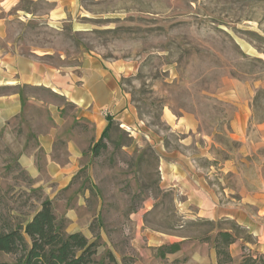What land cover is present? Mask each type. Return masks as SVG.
Wrapping results in <instances>:
<instances>
[{
  "label": "rangeland",
  "instance_id": "374dc122",
  "mask_svg": "<svg viewBox=\"0 0 264 264\" xmlns=\"http://www.w3.org/2000/svg\"><path fill=\"white\" fill-rule=\"evenodd\" d=\"M52 7L48 0L19 1L10 10L16 17L8 24L7 40L19 52L37 51L62 68L77 65L87 53L124 62L121 84L141 126L163 135L167 148L180 149L181 139L200 165L211 166L212 180L220 176L234 194L258 184L257 175L264 173L257 127L264 122V0H79L77 9L58 21L49 17ZM32 92L51 98L43 89ZM163 111L190 118L194 132L188 137L171 132ZM28 120L15 119L0 129V228L24 224L49 199L66 232L96 239L97 257L110 251L114 264H159L150 260L155 251L147 246L149 231L198 240L214 228L176 211L171 194L159 187L158 155L146 137L138 146L114 127L107 149L85 155L69 184L59 189L31 130L46 125L45 117ZM149 194L155 201L138 233L127 217ZM234 232L252 240L243 229ZM14 258L0 253V261ZM255 264H264V256Z\"/></svg>",
  "mask_w": 264,
  "mask_h": 264
},
{
  "label": "crops",
  "instance_id": "0c3cea01",
  "mask_svg": "<svg viewBox=\"0 0 264 264\" xmlns=\"http://www.w3.org/2000/svg\"><path fill=\"white\" fill-rule=\"evenodd\" d=\"M19 1L0 0V129L8 127L15 119L25 124L31 115L45 117L46 125L40 127L37 123L31 130L36 131L38 146L45 154L47 172L57 188L69 184L81 168L85 155L94 157L89 148L99 140L110 118L113 121L111 130L115 127L123 133L128 132L127 136L138 146L144 136L155 147L159 187L171 194L176 211L184 219L214 223V228L204 234L211 237L220 229L231 231V228L217 225L222 221H231L243 229L252 240L239 236L228 246L234 261L245 252L264 254V173L257 175L256 186L244 187L234 194L225 187L220 176L212 180L211 166L200 165L199 156L191 154L181 139L178 140L180 149L165 147L163 135L141 126L143 122L137 108L122 87L121 76L127 69L124 62H111L87 53L77 65L62 68L42 59L44 55L37 51L32 55L19 52L14 43L7 40L8 24L16 17L10 10ZM48 1L53 3L49 17L54 21L65 19L66 12L79 6V0ZM38 89L48 91L51 98L34 95L32 91ZM163 118L171 132L185 136L194 132V124L187 116L177 118L163 111ZM257 127L264 143V122ZM201 157L210 159L206 154ZM154 201L149 194L128 214L127 220L134 222L138 233L144 225L142 216L153 208ZM146 236L147 246L155 251L150 260H157L159 264L162 261L218 264L211 242L153 230ZM173 243H179L180 248L163 257L158 255V247ZM139 263L148 264V260Z\"/></svg>",
  "mask_w": 264,
  "mask_h": 264
},
{
  "label": "trees",
  "instance_id": "16d2710c",
  "mask_svg": "<svg viewBox=\"0 0 264 264\" xmlns=\"http://www.w3.org/2000/svg\"><path fill=\"white\" fill-rule=\"evenodd\" d=\"M112 123L109 118L101 137L89 148L92 156H99L107 149ZM239 229L233 224L231 231L220 229L213 237L203 235L199 240L212 243L218 264H232L228 246L237 239L234 230ZM98 246L96 239L90 240L79 231L66 232L64 220L57 218L49 199H44L24 224L0 228V253L15 256L13 261H0V264H114L116 260L110 251L97 257ZM179 248V243L164 244L157 248V253L163 257ZM263 256L248 252L243 254L239 264H255Z\"/></svg>",
  "mask_w": 264,
  "mask_h": 264
},
{
  "label": "built area",
  "instance_id": "2783aa9c",
  "mask_svg": "<svg viewBox=\"0 0 264 264\" xmlns=\"http://www.w3.org/2000/svg\"><path fill=\"white\" fill-rule=\"evenodd\" d=\"M104 114L106 115L107 113L105 112Z\"/></svg>",
  "mask_w": 264,
  "mask_h": 264
}]
</instances>
